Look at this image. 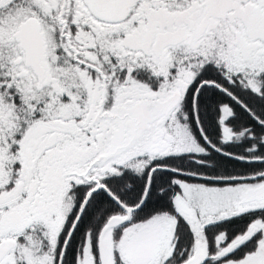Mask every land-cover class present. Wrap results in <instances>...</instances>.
I'll return each mask as SVG.
<instances>
[{
  "label": "snow or ice",
  "instance_id": "6c2138e0",
  "mask_svg": "<svg viewBox=\"0 0 264 264\" xmlns=\"http://www.w3.org/2000/svg\"><path fill=\"white\" fill-rule=\"evenodd\" d=\"M0 264H264V0H0Z\"/></svg>",
  "mask_w": 264,
  "mask_h": 264
}]
</instances>
